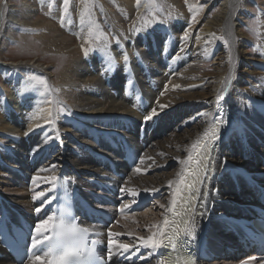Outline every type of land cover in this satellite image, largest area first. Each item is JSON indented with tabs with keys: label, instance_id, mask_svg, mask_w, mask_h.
I'll return each instance as SVG.
<instances>
[{
	"label": "bare ground",
	"instance_id": "6f19581e",
	"mask_svg": "<svg viewBox=\"0 0 264 264\" xmlns=\"http://www.w3.org/2000/svg\"><path fill=\"white\" fill-rule=\"evenodd\" d=\"M22 1L18 3L20 6H15L16 2L13 4L9 0H4L0 5V70L6 73V80L0 82V176L3 174L2 171L6 170L16 177L17 174L13 171L16 168L33 177L62 176L70 181L75 180L77 183L80 179L88 182L96 180L100 183H108V180L115 176L110 160L117 167L126 169L125 153L118 141V136L124 134L136 149L148 148L143 154L144 163L140 162L137 166L141 171L136 172L137 167H135L126 179L124 188L139 192L143 200L159 192L158 197L163 208L149 224L137 212L134 215L123 217L124 226L113 225L112 232L123 236L124 241L118 242L132 245V249L140 248L139 237L154 236L160 239L163 215L170 204L188 157L193 151V145L197 144L208 127L214 123L221 108L214 110L213 106L219 98L220 90H231L233 93L229 103H235V113L238 119L249 117L248 96L260 97V101L264 102V72H262L264 61L257 59L253 61L251 56L244 54L248 38L245 32L236 27V12L241 6L240 0H208L206 3L209 6H215L217 3L221 6L217 11V17L208 20L209 22L204 25L196 41L194 40L195 43L190 42L191 33L189 34L191 39L187 42L179 37L189 22L185 18H176L174 21L170 18L171 24L163 25L162 23V25L153 26L150 31L148 27L147 33L138 35L137 38L135 36L134 41L131 39L138 46L145 43L147 50L141 46L143 53L140 51L136 59L128 57L124 67L126 75L131 78L129 84L125 82L118 68L111 67V55L97 53L99 48L87 55L80 52L81 48L80 50H78L79 47L75 48L74 39L64 34L54 20L49 21L37 14L40 8L36 7L34 0L32 2ZM61 1L55 0L52 11L63 14V24L71 25V19L76 11L79 13L78 16L85 13L86 8L90 11V17L85 13V21L89 22L81 24V39L84 44L90 41L89 29L94 27L95 21L104 24L105 27H110L115 33L113 25L115 21L112 22L111 19L121 23L120 30H126L125 15L131 16L134 11L130 0H120L123 4L118 5L117 9L106 6L103 1L99 0L96 2L80 0L79 5L76 4L78 0H70L68 12L65 14ZM176 2L179 3L178 0ZM95 5V11H104L99 20L94 18L93 6ZM142 9L137 15L141 14ZM53 15L52 13V18ZM27 17L30 18L27 19ZM32 18L33 20H30ZM27 22L29 26L41 30L47 29L48 32L34 34V36H22L16 35L13 31L14 41H19L20 44L25 41L26 46L31 42L34 48L44 54L45 52L56 53L48 61L64 60L62 65L51 66L57 67L58 70L60 67V71L56 73L58 78L55 81L62 87H70L72 90L75 87L79 88V91L71 93L67 91L68 98L74 105V117L58 115L65 111H60L56 98L51 96V94H59L57 91L52 88L51 93L46 86L32 87L31 81L27 79V76L33 72L30 67L36 66L29 62H35L42 67L49 63L44 61L43 57L39 58L43 54L38 53L34 58H30L27 64L29 68L22 60L19 62L17 60L2 61L5 58L3 47L8 42L4 40V36L11 29L16 30L18 26ZM239 33L241 36L238 39ZM131 34L129 33L130 36ZM220 36L228 40L227 45L218 40ZM32 38L41 41V44L34 45ZM126 44L129 45L130 41ZM110 46L114 48L116 44L111 43ZM188 47L190 51H185ZM216 54L222 55L216 66L217 72L211 76H208L207 72L202 73V68L198 64ZM174 55L176 56L171 60ZM244 65L248 72L242 74ZM22 70H25L26 74ZM97 74L100 76L98 77ZM50 75H54V71H51ZM140 75L146 76L151 82V91L145 87ZM129 85L132 86L130 93H128ZM177 85L178 88L175 87ZM151 100L158 103L154 108L158 116L150 120L152 122L150 127L153 126L154 131L148 134L141 143L138 141L140 121L130 116L134 114L130 108L135 106L139 111L144 107L152 111ZM161 105L166 107L161 108ZM80 110H84V114ZM92 112H97L98 116L91 115ZM257 117L258 119L240 132H232L229 125L220 138L214 162V176L209 183L207 198L203 199L202 196L200 198L201 211H205V208L212 205L213 211L224 212L230 207L225 200L235 198L236 189L229 177L231 171H227L224 166L226 158V165L229 168L243 167L250 168L254 172L264 171V164L258 166L250 161V159L259 163L264 161V115ZM113 122H115V130L112 126ZM14 123L19 127L18 135L11 132V134H4L8 128L12 129L10 126ZM111 139L115 141V145L110 141ZM229 142L227 149L225 147ZM142 144H145V147ZM0 181L7 182L8 180L0 179ZM169 181L172 182L171 185ZM35 186L46 189L47 181L33 182L32 188ZM240 194L244 196L249 192L243 188ZM4 197L15 203L18 199L8 195ZM30 201L31 198L18 199V203L28 202L27 205ZM138 216H141L140 221L134 223L131 219H136ZM159 217L161 218L157 224ZM129 225H132L137 233H133ZM210 225L219 232V235L227 239L232 237L226 226L217 224L212 218ZM128 233H132L135 239ZM152 250L150 249L142 259L149 255V264H159L160 261L157 260ZM0 253L4 256L0 258V264H23L22 257L18 260L11 259L1 246ZM26 264H37V262L33 260Z\"/></svg>",
	"mask_w": 264,
	"mask_h": 264
},
{
	"label": "rangeland",
	"instance_id": "374dc122",
	"mask_svg": "<svg viewBox=\"0 0 264 264\" xmlns=\"http://www.w3.org/2000/svg\"><path fill=\"white\" fill-rule=\"evenodd\" d=\"M3 1L4 0H0V5ZM26 1L32 2L33 0H26ZM34 1L36 2L35 3L36 7L40 8L37 14L41 15L43 18H45L47 20L49 19V21L54 20L55 23L57 24V26L60 28V30L64 34H66V35L68 34L67 36H71V38L74 39L75 48L79 47L78 50H80V48H81L80 52L85 53V51L87 50V53L90 54V53H94L95 49L99 48L97 53H101V54L105 53V54L111 55L112 56L111 67L118 68L122 72L123 79L125 80V82L127 84H129L131 82V78L129 75L128 76L126 75V68L124 66L127 62L124 60V55L127 54L128 57L136 59L138 57L140 51L143 53V50H141V46H143L144 49L147 50L145 43H143V45H141V46H138V45H135V42H132L135 40V36L137 38L138 35H143V34L147 33L148 27H149V31H150V29H152L153 26L162 25V23H163V25H165L166 23L169 25V24H171L172 20L174 21L176 18L177 19L185 18V19H187L186 21H189V22L186 24L187 28L185 27L186 29L184 28L185 30L183 29V31H181L182 34H179V37L180 38H181V36L183 37L184 32H186L188 30L187 32L189 34L190 33L192 34V39L189 38V39H191L190 42L195 43L197 37L199 36V34L202 32V30L205 27L204 25H206V23H208L210 20H212L213 17H217V15H218L217 11H218L219 7L221 6V4H219V3H217V5H215V6H209L206 3L208 0H194V1L193 0H178L179 3L176 2L177 0H174V1L173 0H170V1L169 0H140L141 3H139V5H137V0H130L132 3L131 7L134 8V11L132 12L131 16L125 15L124 25H125V28L127 31L126 30H120L121 29L120 28L121 23H119L118 21L116 22V20H114V19H111V20H112V22L115 21L113 23V25L115 26L114 27L115 33L113 32V30L110 27H105L104 24H102V23L100 24V23L95 21L94 27L91 29L92 35H91L90 41H88L86 44H84L82 42V39H81V35H82V27H81V22H80L81 15L78 16L77 14H79V13L77 11L75 13V16L71 19V25H66L65 23L63 24V22H62L63 14H61V12L52 11V8H53L52 6H54L55 0H34ZM92 1L96 2L97 0H92ZM99 1H101V2L103 1L106 6H111V7H114L115 9L118 8V5L123 4V2L121 3L120 0H118V2H117V0H114V1L112 0L113 2L111 0H99ZM221 1H223V0H221ZM9 2L13 3V4H15V2H16L17 5H15V6H20L19 5L20 2H23V1L22 0L21 1L20 0H9ZM107 3H108V5H107ZM112 3H114V4H112ZM76 4L79 5L80 0H78V2ZM140 4H142V5H140ZM144 4H146V5H144ZM39 5H41V6H39ZM240 5L241 6L237 10L238 13L236 12V18H237L236 27L239 28L240 30H242L243 32H245L247 35V38H248V41L246 43L247 48H245L244 54L246 56H251L253 61H256V59L264 61V0H240ZM61 6H63V0L61 1ZM136 6H139V7H136ZM45 7H46V9H45ZM95 7H96V5L93 6L94 18L99 20L102 17V15L104 14V11L103 10L102 11L101 10L95 11ZM141 8H143L141 11V14L137 15V13L139 12V10ZM164 11H165V13H164ZM0 12H1V10H0ZM52 13L54 15H56V16L53 15V18L51 16ZM57 16H58V18H57ZM193 16H195L194 20H193ZM127 17H129V18H127ZM28 18H30V17H27V19ZM33 18L30 20H33ZM170 18L171 19L173 18V19L171 20ZM196 18L197 19L199 18V19L197 20ZM84 22H89V21H84ZM136 23H137V25H136ZM27 24H28V22L21 25V26H18L16 28V30L11 29V31L4 36V40L5 41L7 40L8 42L6 43V46L3 47L5 58H4V60L2 59V61L13 62V60H17L19 62L22 60L25 63L24 65H26V67L29 68V66H27V64L29 62L28 60L30 58H34V56H36L38 53L43 54V56H40L39 58L43 57L44 61H48L49 58L52 56L54 57V55L56 53L55 54H50V53L48 54L47 52H45L46 54H44V52H40V51H38V49L34 48V46L32 45L31 42L29 45L26 46L25 41L22 42V44H20L19 41H14L15 38H13L14 36H12L13 31L16 35L18 34V35H22V36L23 35L34 36V34L39 35L41 33H47L48 32L47 29L41 30L40 28H36L34 26H29ZM136 26L138 27L137 29H140L141 31H139V32L135 31ZM23 28H25V29H23ZM192 29H194L195 31L193 30V32H190V31H192ZM106 30H107V32H106ZM108 31L109 32L111 31V32L109 33ZM117 31L120 33H118ZM129 33H132L131 36L129 35ZM111 35L114 37H112ZM122 35H123V37H122ZM240 36H241V34L239 33L238 39L240 38ZM123 38L124 39L126 38V39L124 40ZM131 39H132V41H131ZM127 41H130L129 45L126 44ZM111 43L116 44V46L113 48L112 46H110ZM33 44L38 46L41 44V41L34 38ZM88 44H89V46H88ZM52 49H53V51H55L54 48H52ZM130 51L132 53H130ZM185 51H190L189 47L185 48ZM175 56L176 55H174L171 58V60ZM221 56L222 55L216 54L213 57L209 58L208 60L205 59V60H203V62L201 61L198 64V66H200L202 68L201 72L202 73L207 72L206 74L208 76H211V75H213V73L217 72L216 66L219 64V62H220L219 60H220ZM48 62H49L48 64H45V67L47 68V66H48V69H46L45 67H42L40 64H37L35 62L34 63L29 62V63L34 64L36 66H32L33 68L30 67V70L33 72H31V74L27 76V79L31 81L32 87H37V86L43 87L45 85L42 83H38V81L39 80L46 81V87H48L46 89H48L49 92H51V89L53 88V90H55L59 94H61V95L51 94L52 98L53 97L56 98V101L59 104L60 109H63V111H65L64 113H58V115L60 117H64L63 115L74 117V115H73L74 114L73 113L74 105L72 104L71 99L68 98V92L71 93L73 91H79V88L75 87L72 90V88H70V87H66V86L62 87L60 83L55 81L58 78L57 74L60 71V67L58 66L59 67V70H58V68L55 66L60 65L61 63L63 64L64 60L62 61V59H58L57 61H55V60L52 61L53 63L51 61H48ZM51 65H55V66H51ZM38 66H39V68H38ZM245 67L246 66L244 65V69L242 70V74H245V72H248L247 70H245L246 69ZM39 69H40V71H39ZM250 70H252L251 67H250ZM22 71H23V73L26 74L25 70H22ZM51 71H54V75H50ZM2 72H3V74H2ZM262 72H264V71L262 70ZM259 73H260V71H259ZM97 76L99 77L100 75L97 74ZM140 77H142V80L144 82L145 87L149 91H151V82L148 81L146 76L140 75ZM48 79H50V81ZM255 79H258V78H255ZM5 80H6V73L4 71L0 70V82H3ZM256 83H258V82H256ZM129 87L130 88L128 90V93L132 92V86L129 85ZM62 91H63V93H62ZM163 92L165 93V91H163ZM226 94H227V96H226ZM232 96H233V93L231 92V90H220L219 99L213 105L214 110L220 108L223 103H226L229 105L230 111H231L230 127H231L232 132L233 131L234 132H240L245 127H247L251 122L258 119V117H257L258 115H260V117L264 115V102L260 101L261 98L256 97V96H248L247 107H248L249 117H243L241 119H238L236 116V113H235V103L234 104L229 103V99ZM157 104L158 103L156 102V105H155L153 100H151L152 108H155L157 106ZM130 109L134 113L130 116L134 119H137L138 121H141L142 118H144L145 116H147L148 114H150L152 112L150 109H146V113L142 114L136 109L135 106H132ZM80 112H82V114H84V110H80ZM91 115L98 116L97 112H92ZM23 121H25L24 118H23ZM112 126L115 130V122L112 123ZM10 127L12 129L8 128L7 129L8 132L6 131L4 134L16 133V135H18L17 131H18L19 127L16 126L15 123H14V125H12ZM232 132H231V139H232ZM114 133H115V131H114ZM229 145H230V142H229L228 146H226L225 148L228 149ZM250 161L252 163H256V165H258V166L263 165L262 164L263 162L259 163V162L254 161L253 159H250ZM226 162H227V158L224 162V166H225L227 171H231L232 168H229L226 165ZM13 171L15 174H17L16 177L14 175L12 176L13 173H11L9 171H6V170L2 171L3 174L0 176V179L1 180L6 179V181L8 180L10 182L7 183L8 181L7 182L0 181V194L8 195L9 197L16 198V199L17 198L18 199L30 198L29 196L26 195L27 189L25 190V183L20 178L21 174L19 176V174L16 170L13 169ZM32 171H34V169ZM133 171H134V169H133ZM78 181H79V184L81 186V190L83 192H86L89 195H92V194H95V193H98L101 191L100 189H98L94 185V181L88 182V181L82 180V179H80ZM100 186L106 187V185L104 183H100ZM32 187H33V185H32ZM51 187H52V183L47 182L46 188L49 189ZM77 187H79L78 184H77ZM35 188H36V186H35ZM37 189H35V191H41L40 190L41 188L40 189L37 188ZM154 192L156 193V191H154ZM27 193H28V191H27ZM4 195H3V197H4ZM128 196H129L128 201L132 202L133 197H131L130 195H128ZM141 197L142 196L139 193V196H138V198H136V200L140 199V201H142L143 198H141ZM151 197H152V194H151ZM151 197H149V199ZM242 198H243V196H242ZM4 199L6 201H8L10 204L22 205L26 208H27V206H30V202H29V205H27L28 202L18 203V199H17L16 203L10 201L9 198H7V197L6 198L4 197ZM156 202H158V203H156ZM104 205H106V204H104ZM162 208H163V204H161L160 198L158 197V194H156L151 198V201L145 206L144 210L141 212L137 211V213L140 214L144 218L143 220L144 221L146 220V222H148V224H149V222L151 221L152 218H155L158 216V213L160 210H162ZM161 213H163V211ZM134 214L135 213L125 215V216H119L117 224H115V225L117 227L124 226V223L122 221L123 217H128V216L134 215ZM141 216H138L136 219H131V220H134V223L139 222L141 219ZM160 218L161 217L158 218L157 224L159 223ZM213 220L217 224L225 226V222H223L219 219H213ZM129 228H131V231L133 233H135L137 231L132 225H129ZM209 231H210L209 232V242L213 246L218 248L215 251L217 253L223 252L224 254H227L228 250L225 248V246H223L221 244L226 242V241L232 240V237H230V239H227V238L219 235V232L213 228H210ZM137 235H139V233ZM133 238L135 239L134 236H133ZM217 240H221L222 243L217 241ZM220 245H221V247H220ZM241 251H245V250L243 249V250H240V252ZM251 251H256V249H252ZM237 254H239V253H235L234 255H237ZM247 254H244V255H247ZM252 254L255 255V252H253ZM234 255H232V256L223 255L220 257H214L210 261V263L211 264H234L235 261H239V260H235ZM247 256H251V255H247Z\"/></svg>",
	"mask_w": 264,
	"mask_h": 264
},
{
	"label": "snow or ice",
	"instance_id": "6c2138e0",
	"mask_svg": "<svg viewBox=\"0 0 264 264\" xmlns=\"http://www.w3.org/2000/svg\"><path fill=\"white\" fill-rule=\"evenodd\" d=\"M70 0H63V11L66 14L68 12V5ZM140 0H137V5H139ZM85 13L88 14L90 17V11L86 8ZM85 13H81L80 22L81 24L85 21ZM63 19V17H62ZM195 19V16H193V20ZM135 31L139 32L140 29H135ZM89 35H92V30L89 29ZM181 39L184 42H187L189 39V33L186 31L183 34V37ZM219 41H222L223 44L227 45L228 40H226L223 36L218 37ZM87 50L85 51V55H87ZM205 55H207V52H205ZM127 54L124 55V60L128 61ZM38 83H42L46 86V81L39 80ZM175 87H179L178 85ZM195 87V86H194ZM219 99V98H218ZM161 108L166 107L165 105H161ZM63 112V109L60 110ZM51 115V114H50ZM158 113L156 109H152L151 115L145 116L144 120L145 122L152 120L154 117H157ZM223 117H221L217 123H215L213 126H211L209 129H207L204 132L203 138L201 141H199L197 144L193 145V150L196 151L197 149L199 151L196 152L197 155V169L191 173L192 176L195 177V181L193 183H189L186 178L181 177L179 180V186L174 190L173 196L183 198L180 196V193L187 190L191 195H195V192H192L191 190L195 188L196 183H200V168H204L205 172L207 171L208 165L205 164V160H210L211 157L209 155V145L213 142L218 140L219 136V130L222 123H224ZM31 131V130H30ZM27 135V133H26ZM201 153L203 155L201 156ZM141 163H144L143 159H141ZM136 172H140L141 169L137 167L135 169ZM58 178L56 176H50V177H33L34 182H39L41 180L51 182L53 183V186H55V181ZM169 184L171 185L172 182L169 181ZM198 191V189H197ZM120 192L127 193L131 197H133V202H136V198L139 196V192L134 191L131 188H120ZM45 195L44 192H36V194L32 197L33 200H36L40 197H43ZM175 202V200H174ZM187 207L183 211V216L188 217L189 220L191 219V216L194 215V211H190L192 209L191 201H186ZM129 205H124L123 209H127ZM122 209V210H123ZM37 212L41 211V209L37 208L35 209ZM55 218L51 215L47 217V219L42 220L40 223H37L35 225V233L36 236L32 240V247L36 248L40 244H43L46 240H50L51 238H55L57 240V244L60 247V251L57 254H53V248H49L47 252L44 253L43 256L41 255H35L34 261L37 262V264H69V261L71 258L76 257L80 258L82 256L81 249L79 246H73L66 243V241H73L74 243L82 239V235L84 233L89 232L88 228H80L75 223H66L63 216L60 218L58 222H54ZM182 222H184L182 220ZM173 224L175 221L172 222ZM165 224L168 225L169 222L166 220ZM184 231L187 232L189 235L195 234V228L192 226L185 225ZM47 233H52V236L50 237L47 235ZM160 239L154 238V236H148L147 238L139 237V247L143 248H149V249H159L163 246L165 239L168 240L169 244H172V238L166 237V234L163 232V230H160ZM120 234L113 233L111 230H109L108 233V240H107V257L109 260H111L112 256L114 255H124L125 253H129V250L132 248V245L126 244V243H119L117 240L113 239L114 236H118ZM128 235H132V233H128ZM98 241L93 240L92 244H97ZM174 247V244L172 245ZM45 257H48V259H45ZM187 264V262H186Z\"/></svg>",
	"mask_w": 264,
	"mask_h": 264
},
{
	"label": "water",
	"instance_id": "95a60500",
	"mask_svg": "<svg viewBox=\"0 0 264 264\" xmlns=\"http://www.w3.org/2000/svg\"><path fill=\"white\" fill-rule=\"evenodd\" d=\"M245 169H248V168H245Z\"/></svg>",
	"mask_w": 264,
	"mask_h": 264
}]
</instances>
